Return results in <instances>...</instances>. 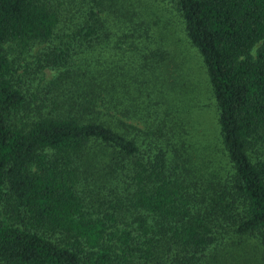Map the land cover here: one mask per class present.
<instances>
[{
    "label": "trees",
    "instance_id": "1",
    "mask_svg": "<svg viewBox=\"0 0 264 264\" xmlns=\"http://www.w3.org/2000/svg\"><path fill=\"white\" fill-rule=\"evenodd\" d=\"M176 1L215 157L196 154L153 73L136 104L99 66L103 38L149 37L141 0H0V264H264V0ZM32 43L56 72L43 94L13 81L6 52ZM157 101L172 119L138 141L128 122Z\"/></svg>",
    "mask_w": 264,
    "mask_h": 264
},
{
    "label": "rangeland",
    "instance_id": "2",
    "mask_svg": "<svg viewBox=\"0 0 264 264\" xmlns=\"http://www.w3.org/2000/svg\"><path fill=\"white\" fill-rule=\"evenodd\" d=\"M141 3L144 8L140 11L145 13L143 16L152 25L149 37L124 35L119 32L117 35H111L109 40L103 38V44L97 47L101 52L97 59L99 66H110L118 82L130 83V97H134L136 104H142L146 100L138 92L140 89L149 91L146 83L150 73H153L157 98L161 100V97L165 96L177 97V100H174L178 106L177 115L187 126L188 142L195 148L196 154L204 153L215 157L217 111L211 86L198 51L188 41L177 1L141 0ZM122 20L119 18L117 22ZM51 46L59 47L58 44ZM48 47L49 45L44 43H32L26 49L16 45L7 47L8 58L15 69L13 81L17 85L32 93L40 86L41 94L45 93V86L56 74L55 71L42 69L38 63L39 54ZM123 96L120 93V97ZM157 102L159 105L153 102L149 109L145 106L140 110L145 120L128 122L134 126L131 132L138 141L146 138L138 130L146 129V125L161 128L162 123L171 118L165 117L164 106ZM171 104L172 101L168 107ZM212 161L214 163L210 162L208 165L212 164L216 169L226 162L225 159L220 160V157ZM248 264L253 263L251 261Z\"/></svg>",
    "mask_w": 264,
    "mask_h": 264
}]
</instances>
